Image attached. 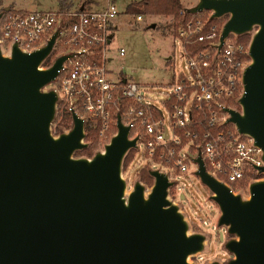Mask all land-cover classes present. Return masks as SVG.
I'll return each mask as SVG.
<instances>
[{
  "label": "water",
  "instance_id": "obj_1",
  "mask_svg": "<svg viewBox=\"0 0 264 264\" xmlns=\"http://www.w3.org/2000/svg\"><path fill=\"white\" fill-rule=\"evenodd\" d=\"M183 11L224 19L218 50L230 35L249 37L242 94L237 109L224 108L225 124L252 140L261 161L246 192H234L208 172L198 149L193 175L218 208L216 228L226 235L219 243L229 256L203 264H264V0H195ZM63 29L32 51L0 41V264H201L209 235L193 231L170 197L175 182L149 167L150 185L141 174L124 178L139 137H130L120 113L116 133L91 156H76L90 145L74 112L70 128L53 132L59 94L51 85L76 55L45 66Z\"/></svg>",
  "mask_w": 264,
  "mask_h": 264
},
{
  "label": "built area",
  "instance_id": "obj_2",
  "mask_svg": "<svg viewBox=\"0 0 264 264\" xmlns=\"http://www.w3.org/2000/svg\"><path fill=\"white\" fill-rule=\"evenodd\" d=\"M181 13L174 39L180 46L187 75L159 86V92L122 74L115 79L109 77L106 65L111 59L107 47L120 14L112 3L102 11L9 10L0 21V41L5 49L17 41L23 50L32 51L61 25L64 29L48 61L66 53L76 55L67 60L51 85L59 94L53 132H59L58 127L68 116L71 127L74 112L83 119L85 142L95 149L102 148L116 133L120 113L123 124L131 127L130 137H139L135 151L141 150L142 156L137 165L147 163L141 171L149 167L165 172L175 182L170 197L182 205L186 196L184 187L179 189V180L197 169L193 158L198 156V149L208 172L234 192H246L248 184L259 177L255 167L261 161L252 140L225 124L224 108L237 109L242 94L241 76L249 63L248 42L230 35L218 50L224 19L209 21L208 11ZM134 19L141 21L140 16ZM123 54L120 49L119 55ZM125 171L123 176L130 182ZM207 193L210 194L208 190ZM182 209L185 212L183 205ZM198 221L201 227L208 224ZM189 222L193 231L203 232Z\"/></svg>",
  "mask_w": 264,
  "mask_h": 264
},
{
  "label": "rangeland",
  "instance_id": "obj_3",
  "mask_svg": "<svg viewBox=\"0 0 264 264\" xmlns=\"http://www.w3.org/2000/svg\"><path fill=\"white\" fill-rule=\"evenodd\" d=\"M140 0H0V11L8 7L20 11H51L60 5L66 6L61 12L80 10L83 7L90 11H102L109 3L119 11L118 26L113 31V38L108 45V57L111 59L106 67L110 78L118 75L130 78L133 82L159 92V86L168 85L181 74L187 75L185 60L181 57V49L174 39L173 18L164 16H141L127 14V7ZM195 0H181L184 7L194 4ZM70 7V8H69ZM66 10V11H65ZM140 16L141 21H135ZM120 49L124 54L119 55ZM97 149V148H96ZM142 156L141 150L134 151L126 167L125 175L130 176V182L147 165L146 162L137 165ZM150 185V184H148ZM184 187L186 200L182 203L188 219L196 228L209 235V251L199 256L197 260L203 264L206 261L219 259L226 261L229 256L219 243V233L225 235V229L216 228L219 215L217 206L207 200L206 188L193 175L179 180V189ZM180 190H178L179 192ZM199 219L208 222L201 227Z\"/></svg>",
  "mask_w": 264,
  "mask_h": 264
},
{
  "label": "trees",
  "instance_id": "obj_4",
  "mask_svg": "<svg viewBox=\"0 0 264 264\" xmlns=\"http://www.w3.org/2000/svg\"><path fill=\"white\" fill-rule=\"evenodd\" d=\"M184 5L181 3V0H140L136 4H130L127 7V14L130 15H141V16H164L168 18H173L174 27L176 26L177 22L183 17L181 13L183 11ZM12 9H10L11 11ZM219 23V21H216ZM240 42L247 43L249 41V37L245 36L239 39ZM196 48H202L201 46H197ZM50 61L46 63L48 65ZM70 127V117H66L62 126L58 127V131L63 129H68ZM95 150V146L92 145L89 149L88 156L92 155V152ZM87 152H79L76 156L85 155ZM134 154V151H131L128 155L127 159L125 160L124 169L129 163L130 158ZM142 181L146 184H151V180L148 178L146 171H141Z\"/></svg>",
  "mask_w": 264,
  "mask_h": 264
},
{
  "label": "crops",
  "instance_id": "obj_5",
  "mask_svg": "<svg viewBox=\"0 0 264 264\" xmlns=\"http://www.w3.org/2000/svg\"><path fill=\"white\" fill-rule=\"evenodd\" d=\"M58 9L57 10H54V11H57V12H61L62 11V9L64 8V9H66V6L64 5V6H59V7H57ZM70 8V7H69ZM72 8V7H71ZM71 8H70V10L69 11H71ZM83 7H81L80 9H82ZM51 11H53V10H51ZM66 11V10H65ZM68 11V10H67ZM75 11V10H74ZM31 12H35V11H31Z\"/></svg>",
  "mask_w": 264,
  "mask_h": 264
},
{
  "label": "flooded vegetation",
  "instance_id": "obj_6",
  "mask_svg": "<svg viewBox=\"0 0 264 264\" xmlns=\"http://www.w3.org/2000/svg\"><path fill=\"white\" fill-rule=\"evenodd\" d=\"M51 62H52V61H50V63H49L48 65H46V66H49V65L51 64ZM89 149H90V148H89ZM89 149L87 150V152H86L85 156H88Z\"/></svg>",
  "mask_w": 264,
  "mask_h": 264
}]
</instances>
